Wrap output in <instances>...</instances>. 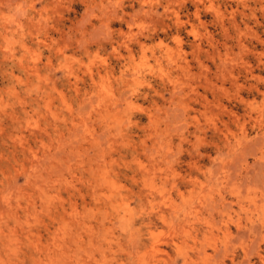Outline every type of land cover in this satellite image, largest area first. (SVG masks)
<instances>
[{
    "label": "rangeland",
    "instance_id": "374dc122",
    "mask_svg": "<svg viewBox=\"0 0 264 264\" xmlns=\"http://www.w3.org/2000/svg\"><path fill=\"white\" fill-rule=\"evenodd\" d=\"M0 264H264V0H0Z\"/></svg>",
    "mask_w": 264,
    "mask_h": 264
},
{
    "label": "bare ground",
    "instance_id": "6f19581e",
    "mask_svg": "<svg viewBox=\"0 0 264 264\" xmlns=\"http://www.w3.org/2000/svg\"><path fill=\"white\" fill-rule=\"evenodd\" d=\"M216 14H218V13H216ZM221 17V16H220ZM180 23V22H179ZM176 82V81H175ZM176 84V83H175ZM105 93V92H104ZM114 99V98H113ZM113 102V101H112ZM151 118V117H150ZM98 184V183H97ZM100 184V183H99ZM110 186V185H109ZM115 193V192H114ZM105 194V193H104ZM102 195V194H101ZM107 195V194H106ZM120 216V218L121 219H123V220H125L126 219V213L124 214V215H119ZM131 219V218H130ZM116 220V219H115ZM113 223H114V221H113ZM115 223H116V221H115ZM129 223H131V222H129ZM107 229V228H106ZM153 234V233H152ZM154 235V234H153ZM156 236V235H155ZM155 240V239H154ZM156 241V240H155ZM152 242V241H151ZM55 244V243H54ZM157 247V246H156ZM146 260V259H145Z\"/></svg>",
    "mask_w": 264,
    "mask_h": 264
}]
</instances>
